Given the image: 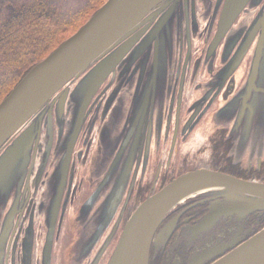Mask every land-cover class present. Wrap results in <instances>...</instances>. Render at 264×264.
Instances as JSON below:
<instances>
[{"label":"flooded vegetation","instance_id":"1","mask_svg":"<svg viewBox=\"0 0 264 264\" xmlns=\"http://www.w3.org/2000/svg\"><path fill=\"white\" fill-rule=\"evenodd\" d=\"M249 2L260 4L246 5L229 25L222 24L227 0H171L154 10L88 103L58 180L55 149L60 129L65 136L74 125V106L55 126L49 153L42 139L21 193L2 215L0 264H43L51 235L52 264H107L139 205L194 170L264 182V127L243 129L246 113L256 105L264 111V68L257 74L252 66L264 0ZM151 37L148 66L133 64L131 56ZM225 205L203 194L176 206L153 239L149 264H213L264 228V211L200 227Z\"/></svg>","mask_w":264,"mask_h":264},{"label":"water","instance_id":"2","mask_svg":"<svg viewBox=\"0 0 264 264\" xmlns=\"http://www.w3.org/2000/svg\"><path fill=\"white\" fill-rule=\"evenodd\" d=\"M171 0H107L98 11L54 52L35 65L0 103V221L10 200L19 195L35 166V153L48 142L53 148L55 126L74 106L73 127L59 140L55 154L61 155L53 180L63 176L69 166L73 147L85 118V110L115 70L138 36H133L158 7ZM250 0H227L222 24H232ZM263 1V0H262ZM263 24L255 50L253 68L263 74L264 8L259 16ZM145 40L141 50L132 56L133 64L148 66L153 37ZM155 73L159 63H154ZM78 81L73 90L71 84ZM249 112L243 129H252L253 122L264 127V111ZM261 117H260V116ZM212 194L224 198L226 205L217 208L203 220L200 227L212 226L219 218L264 211V182L250 181L211 169L183 174L143 201L129 219L124 233L107 264H149L153 239L166 216L188 198ZM89 205V200L85 208ZM169 224L159 238L166 242L174 230ZM206 251L195 261L213 255ZM53 235L44 248L43 264H52ZM213 264H264V228L248 241Z\"/></svg>","mask_w":264,"mask_h":264},{"label":"trees","instance_id":"3","mask_svg":"<svg viewBox=\"0 0 264 264\" xmlns=\"http://www.w3.org/2000/svg\"><path fill=\"white\" fill-rule=\"evenodd\" d=\"M107 0H0V103Z\"/></svg>","mask_w":264,"mask_h":264},{"label":"rangeland","instance_id":"4","mask_svg":"<svg viewBox=\"0 0 264 264\" xmlns=\"http://www.w3.org/2000/svg\"><path fill=\"white\" fill-rule=\"evenodd\" d=\"M56 264H59V260L56 261Z\"/></svg>","mask_w":264,"mask_h":264}]
</instances>
